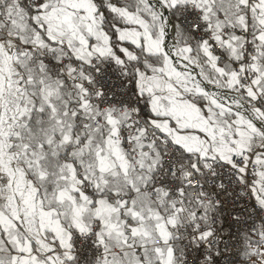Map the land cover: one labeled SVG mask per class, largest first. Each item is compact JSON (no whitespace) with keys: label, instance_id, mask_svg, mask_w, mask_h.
Returning <instances> with one entry per match:
<instances>
[{"label":"snow or ice","instance_id":"snow-or-ice-1","mask_svg":"<svg viewBox=\"0 0 264 264\" xmlns=\"http://www.w3.org/2000/svg\"><path fill=\"white\" fill-rule=\"evenodd\" d=\"M0 264H264V0H0Z\"/></svg>","mask_w":264,"mask_h":264}]
</instances>
